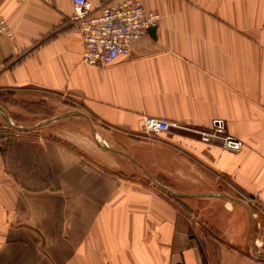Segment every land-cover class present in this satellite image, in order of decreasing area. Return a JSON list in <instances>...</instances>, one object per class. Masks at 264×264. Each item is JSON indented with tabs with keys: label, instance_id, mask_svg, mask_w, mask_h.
Listing matches in <instances>:
<instances>
[{
	"label": "crops",
	"instance_id": "obj_1",
	"mask_svg": "<svg viewBox=\"0 0 264 264\" xmlns=\"http://www.w3.org/2000/svg\"><path fill=\"white\" fill-rule=\"evenodd\" d=\"M143 2L155 37L96 66L72 0H0V115L46 168L0 154V264H264V0Z\"/></svg>",
	"mask_w": 264,
	"mask_h": 264
},
{
	"label": "built area",
	"instance_id": "obj_2",
	"mask_svg": "<svg viewBox=\"0 0 264 264\" xmlns=\"http://www.w3.org/2000/svg\"><path fill=\"white\" fill-rule=\"evenodd\" d=\"M72 6L69 19L81 33V60L89 65L106 66L119 55L130 56L134 45L147 35L150 26H157L160 19L159 13L146 8L143 0H107L97 6L88 0H72ZM11 34L7 21L0 17V36ZM176 125L160 117L143 116L147 135L168 131ZM212 126L211 132L201 131L204 138L215 137L224 148L233 151L241 148L240 139L225 133L222 119H214Z\"/></svg>",
	"mask_w": 264,
	"mask_h": 264
},
{
	"label": "rangeland",
	"instance_id": "obj_3",
	"mask_svg": "<svg viewBox=\"0 0 264 264\" xmlns=\"http://www.w3.org/2000/svg\"><path fill=\"white\" fill-rule=\"evenodd\" d=\"M29 110H32L31 113H37L34 108H29ZM44 113L42 117L45 119L53 114L51 111H46ZM40 129L42 128L35 127L27 131L14 128L0 115V154L4 158L6 168L8 167L9 169H16L20 172L23 171L35 175L37 167L43 165L42 168L46 173V168L42 162L43 158L39 149L40 147H38L37 142H35L36 137H38L41 131Z\"/></svg>",
	"mask_w": 264,
	"mask_h": 264
},
{
	"label": "water",
	"instance_id": "obj_4",
	"mask_svg": "<svg viewBox=\"0 0 264 264\" xmlns=\"http://www.w3.org/2000/svg\"><path fill=\"white\" fill-rule=\"evenodd\" d=\"M155 31H156V26L155 25H152L148 28V33L152 36V37H155ZM1 108V107H0ZM14 127L16 128H19V129H23V130H29L33 127H29V126H21V125H13ZM157 183V182H156ZM157 185H159L161 188H163L164 190L166 191H169L171 193H175L174 191L170 190L168 187L164 186V185H161L159 183H157Z\"/></svg>",
	"mask_w": 264,
	"mask_h": 264
}]
</instances>
